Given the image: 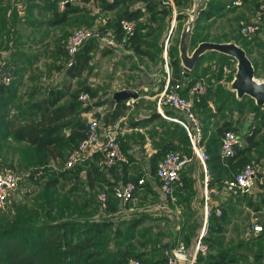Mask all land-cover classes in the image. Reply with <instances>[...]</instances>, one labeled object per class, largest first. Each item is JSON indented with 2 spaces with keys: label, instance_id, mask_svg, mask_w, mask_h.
<instances>
[{
  "label": "crops",
  "instance_id": "0c3cea01",
  "mask_svg": "<svg viewBox=\"0 0 264 264\" xmlns=\"http://www.w3.org/2000/svg\"><path fill=\"white\" fill-rule=\"evenodd\" d=\"M189 1L191 3V10L192 0H188L187 2ZM208 1L209 0H206L204 8L206 7ZM225 1L228 0H214V3L222 5L225 3ZM261 1L262 0H243L241 5L235 8L224 4L226 8L223 7V9H220L216 16L222 15L223 12L234 8L237 14H243V19L246 20L250 17L253 19L258 15V11H256V9L259 8ZM167 2L171 6V13L172 11L176 13L177 6H175L171 0H167ZM103 4L104 3L101 0H77L74 3H67L64 7V9L66 8L65 12L63 11L64 9L62 11H58L56 9V12H54L50 2L45 0H0V44L7 32L11 33V48H9L7 51L8 55H5V51L0 50V56L4 55L8 57V61L11 64L12 69L16 71L17 75L21 77L22 85L20 87V91L24 92L27 90V94L29 92L32 93L24 99L39 98L42 96V93H47L46 90L51 87L55 88L56 86V88L61 91V99L59 103H66L71 99V94L78 91L83 85L89 87V89L95 92V101L105 100L106 103H103L100 106H94L88 111L80 112V117L85 121L87 118L95 116L96 114L102 116L104 112L108 110L107 103L110 102V99H113L112 95L115 92L123 89H132L135 91V98L120 100L123 101L124 108L121 111L120 116L115 121V123L118 125V141L127 158L126 163L114 164L110 167V170L104 174L103 179H105L106 182L108 181V186L105 184L106 182H96L93 186V189H88L85 186L83 170L80 172L79 178L80 181L83 182L84 188L87 189L88 192H93L97 186L102 185L105 189L108 188V190H111L112 186L117 183H122L123 179L129 180L143 177L144 182L141 185L136 186L132 199L129 202V205L133 207V212L130 216H128V218H118L117 220L113 219V217L116 216L115 212L119 207V203L112 195H109L111 203L114 204V211L103 213L99 210L98 214L96 215L97 218L92 219H98L99 217L104 218L106 214L108 215L106 218H108V220L111 222V225L107 227L110 235H106L105 239L107 236L108 239L105 242L103 241L102 248L105 247L104 251L109 252L110 256L116 254V252L119 250L122 251L125 248L134 249L135 251H140L144 254L143 258L146 260L147 264H159L157 261L161 256V247L167 244L164 242L174 238L175 234L177 236L175 231H178L179 228L182 227L181 231L184 230V226H181V222H179L181 221L182 214L184 213V206H182L180 203L184 204L189 209L196 224V228H194L193 232H184L181 235L183 236L182 243L186 246V248L189 249L191 247L193 239L200 232L205 233V238L210 237L209 234L216 235L215 233H210L208 231L210 214H206L203 200L201 198L202 186L205 184V175L201 163L193 152L185 129L178 123L163 116L167 115L172 118H178L179 114L170 109L160 108L156 104L157 95L162 90L163 85L167 81L166 79H168V81L172 79V68L170 66V56L168 51L169 49H166L165 57H163L164 51L161 50L159 52L157 49L156 51L158 52V55L155 60H153V54L147 49L142 48V50L145 51L150 57L136 54L132 51L136 55L135 57L139 58L138 62H140L141 65L137 67L136 63L133 67L127 66L123 68L122 70L126 69L128 73V75L122 76L121 83H124L123 86L121 85L119 88L114 89V91L111 93V98H106V96H108V86L112 87L113 82L115 81L108 79V72H110L113 76L114 74H117L118 71L119 73L122 71L119 70L118 66L115 67L113 71H110L111 69L108 67V55L114 54L116 56H121L127 53L125 50L127 47L115 40L116 16L122 13L124 10L126 11L135 7H140L142 11L141 16L147 14L145 25L149 24L150 29L155 28L156 21H151L148 19L149 14L143 9L140 2L135 1L130 3H121L113 9H106L104 8ZM61 14H63V16L60 19ZM109 17L113 18L112 23H110L108 19ZM97 18L103 21V27H105L103 30L114 38L115 45L108 47L107 45H102L99 42L94 41V47L89 52L90 58L86 70H84L79 76L73 78L68 77L66 74H61V69L59 66L61 65V62L65 60V56L62 55V45L60 47L58 45L55 48L54 46L52 47L51 43L55 40L64 41L67 35L74 28L82 25H92L95 23ZM170 19H173V17L171 16ZM211 19L212 18L209 20ZM166 21L168 20H165V22ZM190 40L187 46L188 54L193 50L198 42L203 41L197 39L193 48L189 50ZM214 41L227 42L232 41V39L220 38L218 40L214 39ZM173 50L174 55L178 56L177 46ZM213 53L205 52L199 56L192 69L186 74L179 62L181 72L184 73V77L189 75V73H194L195 75L199 76L206 86L203 97H199L201 104L195 108L196 115L197 113H205V110L209 106L210 95H215L218 92H222L224 94V98L229 97V95L231 96V90H224V88L221 86L223 83V77L220 78L219 76H215L214 79H216V81H212V79H205L204 81L205 77L203 78L204 72L202 68L205 66L203 63L205 62L207 56L215 55L216 61L218 54H220L216 52ZM48 54L51 55V58L48 56ZM113 60L114 59L112 58L111 62H113ZM135 60L137 61V59ZM215 61L213 62L215 63ZM29 74L31 75L29 76ZM56 78L57 82L53 84ZM129 83L133 84L129 86ZM102 93L105 94L100 97V99H97ZM233 98L234 97L232 93V99ZM130 99L132 102L126 103L127 101H130ZM234 99V101H239V99ZM210 119H212V116L208 117V121L206 120V123H202L203 127L201 145L204 149L209 138L213 135L214 130L223 123L228 122L231 124L234 130L236 129L235 121L226 119L213 130L211 125L208 126V124H210ZM120 124H124V126L120 127ZM164 124H171L175 128L179 129L183 134L182 138L177 140L178 137L173 133L171 134L170 132L166 135L164 132L167 127ZM241 132L243 133L239 135L243 139V146L245 145L244 136L248 130L246 129L245 131ZM165 147L180 150L189 156L190 159L188 166L181 172L179 181L173 188L172 199L175 200V203H179L175 204L174 201L171 202L173 205V210H170L172 211L173 215L171 214V211H169V207L167 210H163L158 207L161 200L159 197L157 180L153 174L155 156L157 153H163L165 151L164 149H166ZM254 148H252L248 154L249 160ZM90 158L91 156L86 158L84 161L89 160ZM208 177L209 182H207V185L218 187L217 193L210 195L211 202L208 205L209 210L211 211L215 206H218L219 208H224L226 214L227 206L225 205L228 203L230 204V202L233 204L234 199L231 200L227 198L230 192L225 191L221 187V182L223 179L220 183L209 184L211 180L210 172ZM251 200L254 199H247L246 203L249 201L251 202ZM240 203H242L241 206L245 205V201L243 200H240ZM248 205L249 204H246L245 207L250 208L251 206ZM258 210V206L256 210H254L252 207V212ZM176 211H178V213H176ZM156 215H161L165 219L167 218L166 220L164 219L165 221L169 220L166 228L169 230L170 235L164 237L158 241V243L154 244L153 242H155V237H153L151 232H156L157 229H162L165 227L164 223H161V220H157V217L155 218ZM82 219L87 218L83 217ZM129 220L135 222V225L131 228L126 227L128 224L126 222ZM179 224L181 227H179ZM107 228L102 231L100 238H104V233L106 232ZM116 228L118 229L117 232ZM138 231L140 232L137 236H135ZM260 232L254 233L258 235ZM135 239L136 241L138 240V243L134 242ZM142 241L148 242L143 244ZM156 247H158L157 251L160 250V252H153V254L148 252V248L150 250ZM189 258L191 259L190 255H188V259ZM181 264H189V261L186 260ZM192 264H195V261Z\"/></svg>",
  "mask_w": 264,
  "mask_h": 264
},
{
  "label": "trees",
  "instance_id": "16d2710c",
  "mask_svg": "<svg viewBox=\"0 0 264 264\" xmlns=\"http://www.w3.org/2000/svg\"><path fill=\"white\" fill-rule=\"evenodd\" d=\"M101 1L106 9H113L121 3L140 2L143 9L148 12V19L151 21H164L171 17V6L167 0H114L110 3ZM171 1L175 6L180 7L185 5L188 0ZM228 2L229 0L225 1L224 4L228 6ZM224 4L219 5L214 3V0H209L206 7L195 20L194 27L197 28L201 22L217 17L216 14L225 7ZM50 5L53 11L56 12L55 2L51 1ZM63 11L65 12L66 8ZM141 14V8L135 7L131 10H124L117 15L115 19V40L123 46L131 48L136 54L149 56L141 47V34L139 31L144 28V24L137 22ZM62 16L63 14H61L60 19ZM183 17L181 13L176 11V20H180ZM120 19L135 22L134 32L129 37H123L118 26ZM194 36L195 34L192 33V38ZM196 39L205 40V38L199 37ZM94 44L93 40H89L75 52L70 65L64 68V73L68 77L79 76L86 70L90 58L89 52L94 47ZM168 51L172 68V82H182L188 87L195 81L201 80L194 73H189V75L184 77L177 56L174 55V50L169 49ZM62 55L66 58L64 50ZM226 59H230V57L218 54L215 65L217 64L219 73H221L222 61ZM59 68H62V65ZM10 70V81L7 84L0 82V144L14 145L17 148L19 164L28 168L30 173H33L38 168L45 167L51 161L62 165L68 153L86 137L87 123L80 117V112L88 111L94 106H100L106 101L93 100L91 103L84 105L79 102L77 100L79 92H86L89 99L95 98V92L86 85L72 93L71 99L66 103H59L61 91L56 86L46 90L47 93H42L39 98L24 99L25 93L20 91L22 85L21 77L12 68ZM253 73L255 74V68ZM31 94L29 92L27 95ZM109 101L107 103L108 110L101 116L104 125L115 122L124 108L123 101L115 102L113 99ZM200 102L201 100L194 103V110L197 106H200ZM235 102L239 105V101ZM251 106L255 114L253 119L257 120V123L252 125L245 134V145L235 147L231 156H224L219 152L221 134L228 129L234 130L228 122L217 127L205 145V151L208 156L206 163L211 175L209 184H217L224 178H230L245 163L250 162L248 154L252 148L257 147L259 144L256 136L261 130L264 131V113L260 112L257 114L259 107L253 103ZM98 116L99 114L95 115V117ZM168 149L173 148L167 147L164 150ZM163 153L156 154L154 169L156 162ZM97 162V154H93L89 160L59 171L53 178L49 177L44 181V189L49 190L56 186L59 178L66 174L73 176V178H78L82 170L84 171L85 186L88 189H93L96 182L105 183L104 174L110 170L111 166L101 167ZM137 179H123L122 183L132 181L136 186L141 185L136 184ZM105 184L108 186V181ZM104 191L108 195L103 211L105 213L113 212L114 204L111 203L109 198L111 190L107 188ZM260 203L264 204V196L260 199ZM247 204L250 206V203ZM253 208L256 210L257 206L255 205ZM9 211L7 208L5 211L0 212V264H126L129 257L138 258L141 264H147L143 258L144 254L134 249L125 248L122 251H117L112 256H110L109 252L104 251L100 237L102 231L111 225V222L106 217L80 219L68 214L63 215L62 211H56L55 209H45L41 213L29 209H13ZM33 218L36 220H33ZM126 223H128L127 228L135 225V222L130 220ZM224 225L225 209L220 207V215H216L212 209L209 216L208 231L215 234L221 233ZM117 231L118 229L116 228ZM204 241L209 247L211 238L204 237ZM232 262H234L233 259L227 257L224 252L214 254L210 251L205 255H197L195 260V264H228ZM157 263L165 264V258L162 253Z\"/></svg>",
  "mask_w": 264,
  "mask_h": 264
},
{
  "label": "rangeland",
  "instance_id": "374dc122",
  "mask_svg": "<svg viewBox=\"0 0 264 264\" xmlns=\"http://www.w3.org/2000/svg\"><path fill=\"white\" fill-rule=\"evenodd\" d=\"M190 4L191 3L189 1L185 5L176 8V11L184 16L182 19L176 20L174 15L173 19H168V21L166 22L165 20H157L155 22L157 26L152 29H150L149 24L145 25L147 14H144L137 20V22H139L140 24H144V28L139 31L142 39V48L147 49L153 54V60H155L158 55V52L156 50L158 49L159 52L162 50L166 36L167 49L176 48L180 30L187 18V13L190 11ZM234 8L230 9L229 11L223 12L222 15L213 17L208 22H201L197 26V28L194 27L193 23L192 33H194L195 36L192 38L191 33L189 50L193 48L197 40L196 38L198 37L205 38V40L203 41H214V39L218 40L220 38H230L235 44H237L244 50L247 58L252 64L253 72L255 68L254 78L256 80H264V10L261 11V8H257L256 11H258V15L257 17L253 18V20L257 19L259 23L257 32L250 37H243L238 33V25L240 21H243L245 19H243V14H237ZM108 19L110 23H112L113 18L109 17ZM246 20H252V18L250 17ZM168 31L169 34L167 35ZM64 41L55 40L51 43V45L55 48L58 45L59 47L62 45L63 49ZM9 48H11V33L7 32V34L4 36V39L1 40L0 50L5 51V55H8L7 51L9 50ZM125 50L127 53L121 56H116L114 54L108 55V67H110V71H113L117 66L119 70H122L127 66L133 67L136 63L137 67L141 65V63L138 62L139 58L135 57L136 55L132 52L131 48L127 47V49ZM48 56L51 58V55L48 54ZM112 58L114 59L113 62H111ZM135 59H137V61ZM213 61H215V55H210L207 56L205 62L203 63L205 65L204 68H202L204 72L203 78L205 77L204 81L205 79H212V81H216L214 77L219 76L220 74L219 77H223V83L221 84V86L224 88V90L227 89L228 91H230L229 82L232 79V74L234 72V60L230 58L222 61V65H226L228 69V72L225 73L221 71V68V73H219L217 70V64L215 65ZM63 62H61L62 67ZM9 66L10 68H12L10 63ZM30 75L31 74H29V76ZM126 75H128L126 69L120 71V73L118 71L117 74H114L113 76L110 72H108V79H112L115 81L113 82L112 87L108 86V96H106V98H111L112 91H114V89L116 88H119L121 85L123 86L124 83H121V79L122 76ZM132 84L133 83H129V86H131ZM26 91L27 90L24 91V98L28 96ZM232 93L233 91H231V96L229 95V97L227 98H224V94L222 92H218L215 95H210L209 106L205 110V113H197V117L200 120L201 124L206 123L208 117L212 116V119H210V124H208V126L211 125L213 130L224 120L228 119L235 121L236 129L234 131H236L238 134L243 133L241 131H245L246 129L249 131L251 126L257 123V120L253 119V115H255L251 106L253 101H251V99L248 97H242L239 99V105H237L234 101L235 99H232ZM104 94L105 93L99 95L97 99H100V97H102ZM233 97L235 98L234 93ZM236 109H240L239 112ZM260 112L264 113L262 107H259L256 113L259 114ZM164 125H166L167 127L164 132L166 135L170 132L171 134L173 133L178 137L177 140H180L182 138L183 134L179 129L175 128L171 124ZM122 126H124V124H120V127ZM256 139H258L259 144L253 149L250 155V162L257 167V174L254 185L247 193L240 194L230 192L228 194L227 198L231 200L234 199V203L232 204V202H230V204L228 203L227 205H225L227 206V208L225 214L224 230L220 234H209V236L211 237V241L210 246H207V252L210 251L214 254L224 252L227 257H231L234 261L228 264H264V213L256 214L258 217L257 223H259L263 227L262 231L258 235L252 231L253 223L251 221L253 215L252 207L255 205L258 206V208L264 206V204L260 203L259 200L264 196L263 130H261V132L256 136ZM8 167L18 170L22 175V178L16 190L8 197V210L12 211L13 209H29L36 211L37 213H41L45 209H55L56 211H62L63 215L68 214L73 216L74 218H97L96 215L99 212L98 196L105 190L102 185L97 186L93 190V192H88L87 189L84 188V184L82 181H80L79 177L73 178V176H69V174H66L65 176L59 178L56 186L49 190H46L43 186L44 181L49 177L53 178L55 175H57V173H59V171H62L64 169L63 164L61 165L51 161L41 169L42 174L37 175L35 178L31 176H24L23 173L28 168H25L19 164L17 148L14 145L3 143L0 144V170ZM247 199H254L251 200V202H248L250 203L251 209L245 207L247 204ZM240 200L245 201L244 206H241L242 203H240ZM173 201L175 203V200L173 199H170L168 201L167 209L169 207V211L173 210V205L171 204V202ZM180 204L184 206V213L182 214L181 221L179 222H181V226H184V230L181 231L182 227L179 224V227L181 228H179L178 231H175V233H177V236L175 234L174 238H171V240L164 242L167 244L161 247V252L160 250L157 251L158 247L152 248L150 250L149 247L148 252L152 254L153 252L162 253V248L169 245L174 246L176 244L182 243L183 236L181 235L184 232L188 233L190 231L191 233L193 232L194 228H196V224L194 222L193 216L191 215V212L184 204ZM176 213H178V211H176ZM171 214L173 215L172 211ZM155 218L157 220H161V223H164L165 227L162 229H157L156 232H151L153 237H155V242H153L154 244L158 243V241H160L164 237L170 235L169 230L166 228L169 220L165 221L167 218L165 219L161 215H156ZM33 220L36 219L33 218ZM140 231H138L135 236H137ZM104 234V238H100L101 242H105L108 239V236L105 239L106 235H110V232H108V228L106 229V232ZM134 242L138 243V240L136 241L135 239ZM147 242L148 241H142L143 244ZM103 249H105V247Z\"/></svg>",
  "mask_w": 264,
  "mask_h": 264
},
{
  "label": "built area",
  "instance_id": "2783aa9c",
  "mask_svg": "<svg viewBox=\"0 0 264 264\" xmlns=\"http://www.w3.org/2000/svg\"><path fill=\"white\" fill-rule=\"evenodd\" d=\"M48 2L54 1L56 9L62 11L67 3H74L77 0H45ZM106 3L113 2L114 0H103ZM243 0H229L228 5L237 7L241 5ZM259 8L262 11L264 9V0L260 3ZM175 12L172 11L171 16L174 17ZM119 29L124 38L129 37L133 34L135 29V22L127 19H120L118 22ZM259 27L257 19L255 20H243L239 22L238 33L243 37H250L254 35ZM103 21L99 18L95 20L92 25H82L74 28L66 37L63 43V50L66 54V59L63 63V67L60 71L64 73V68L70 65L73 55L79 50L82 45L93 40L99 42L102 45L108 47L115 45L114 38L103 30ZM169 34V31L167 35ZM167 49V36L164 40V51L163 57L166 55ZM221 71L223 73L228 72L227 66L222 65ZM11 70L8 62V58L4 55L0 56V82L7 84L10 81ZM167 81L163 85L162 90L158 93L156 104L160 108L170 109L179 114L178 118H172L167 115H163L165 118L170 119L179 125H181L188 136V140L191 143V147L195 156L202 165V169L205 175V184L202 186L201 198L205 207L206 214H210L209 204L211 202L210 195L217 193V186L207 185L209 182V171L207 168L206 161L208 159L207 153L201 145L202 140V124L198 119L194 110V103L199 101V97L202 96L206 90L205 83L202 80L195 81L190 86H186L182 82H177L166 79ZM57 78L53 82L55 84ZM184 92V93H182ZM77 100L83 105L91 103L94 99H89L86 92H79ZM132 102L127 101L126 103ZM87 133L86 137L81 140L74 149H72L64 163V169L73 167L77 163L83 162L86 158L97 154V164L101 167H110L114 164L126 163L127 158L122 150L118 141V125L113 122L108 125H104L100 117H89L86 120ZM243 139L234 130H225L219 138V152L224 156H231L234 153L235 147H241ZM189 156L184 152L177 149L166 150L159 160L156 162L154 169V176L157 180V186L160 197V204L158 205L161 209H167L168 201L172 199L173 188L179 181L181 172L189 164ZM42 168L36 169L33 173L27 169L23 175L31 176L35 178L37 175L42 174ZM257 174V167L251 162L245 163L234 175L230 178H225L221 182V187L225 191L235 193H247L253 187ZM22 178L21 173L18 170L10 167L0 170V212L5 211L8 208V197L17 188ZM144 182L143 177H139L136 180V184H142ZM135 183L127 181L124 183H117L111 187V195L118 201L119 207L115 212L114 220L118 218H128L133 212V207L129 205L132 199L133 192L135 190ZM108 193L103 191L99 194V210L104 213L103 209L106 206V198ZM213 211L216 215H220V208L215 206ZM258 213H264V206L259 207L258 211L252 212L251 221L252 231L260 232L262 226L257 223ZM108 217L106 214L105 217ZM205 233L200 232L193 239L191 247L188 249L182 243L174 246H166L162 249V254L165 258V264H181L186 260L189 264H192L197 255H205L207 253V245L204 241ZM188 255L191 259H188ZM126 264H141L140 260L135 257H129Z\"/></svg>",
  "mask_w": 264,
  "mask_h": 264
},
{
  "label": "water",
  "instance_id": "95a60500",
  "mask_svg": "<svg viewBox=\"0 0 264 264\" xmlns=\"http://www.w3.org/2000/svg\"><path fill=\"white\" fill-rule=\"evenodd\" d=\"M206 0H192V8L186 15L178 38V59L185 74L192 69L195 62L205 52H216L228 56L234 60V72L229 82V88L236 99L248 97L257 107H262L264 112V80L254 78L253 67L244 50L233 41L215 42L200 41L188 54L187 46L192 33L193 23L199 13L204 9ZM136 93L132 89H123L112 95L114 101L135 98Z\"/></svg>",
  "mask_w": 264,
  "mask_h": 264
}]
</instances>
